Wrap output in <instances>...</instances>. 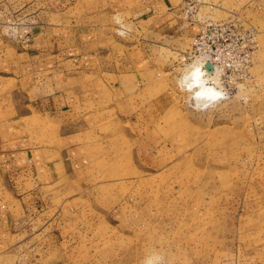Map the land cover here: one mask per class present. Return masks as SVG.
I'll return each instance as SVG.
<instances>
[{"label":"rangeland","instance_id":"374dc122","mask_svg":"<svg viewBox=\"0 0 264 264\" xmlns=\"http://www.w3.org/2000/svg\"><path fill=\"white\" fill-rule=\"evenodd\" d=\"M129 7L138 20L119 15L117 31L154 50L153 84L106 127L104 157L67 182L79 216L55 219L57 200L48 239L14 210L0 264H264V0ZM234 19L254 30L250 58L227 78L205 75L221 93L202 104L184 80L197 65L181 58L203 24Z\"/></svg>","mask_w":264,"mask_h":264},{"label":"crops","instance_id":"0c3cea01","mask_svg":"<svg viewBox=\"0 0 264 264\" xmlns=\"http://www.w3.org/2000/svg\"><path fill=\"white\" fill-rule=\"evenodd\" d=\"M130 2L0 0L1 236L16 224L14 210L48 239L56 235L46 218L57 200L55 219L68 225L79 216L80 197L67 182L104 157L106 127L153 84L154 50L117 31L119 15L138 20Z\"/></svg>","mask_w":264,"mask_h":264},{"label":"built area","instance_id":"2783aa9c","mask_svg":"<svg viewBox=\"0 0 264 264\" xmlns=\"http://www.w3.org/2000/svg\"><path fill=\"white\" fill-rule=\"evenodd\" d=\"M253 33V29L238 19L205 23L200 27L192 47L181 58L182 65L190 68L199 63L208 75L206 65L211 63L214 74L218 71L221 78L232 76L236 70H242L250 58Z\"/></svg>","mask_w":264,"mask_h":264},{"label":"bare ground","instance_id":"6f19581e","mask_svg":"<svg viewBox=\"0 0 264 264\" xmlns=\"http://www.w3.org/2000/svg\"><path fill=\"white\" fill-rule=\"evenodd\" d=\"M198 64L199 63L193 64L197 66L193 67V69L186 76V78L184 77L185 78L184 80L186 87H188V90L194 91L193 98L196 99L197 101H200L201 103L203 102L202 104H206L211 100L214 101L220 95L221 92L217 91L214 87L206 83L207 78L205 76V73L201 69V66L200 65L198 66ZM208 74L214 77L215 75L216 76L218 75V71L215 72V74L214 72L213 73L208 72Z\"/></svg>","mask_w":264,"mask_h":264},{"label":"water","instance_id":"95a60500","mask_svg":"<svg viewBox=\"0 0 264 264\" xmlns=\"http://www.w3.org/2000/svg\"><path fill=\"white\" fill-rule=\"evenodd\" d=\"M206 69H207V71L210 72V73H213V72H214V68H213V66H212L211 63H208V64L206 65Z\"/></svg>","mask_w":264,"mask_h":264},{"label":"clouds","instance_id":"9594fccd","mask_svg":"<svg viewBox=\"0 0 264 264\" xmlns=\"http://www.w3.org/2000/svg\"><path fill=\"white\" fill-rule=\"evenodd\" d=\"M148 264H152L151 260L148 261Z\"/></svg>","mask_w":264,"mask_h":264}]
</instances>
